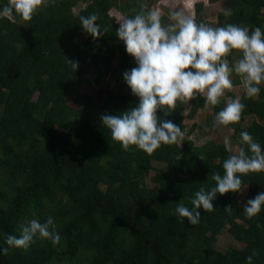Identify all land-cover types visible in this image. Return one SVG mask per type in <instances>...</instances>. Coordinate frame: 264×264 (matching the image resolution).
Listing matches in <instances>:
<instances>
[{"label": "trees", "instance_id": "16d2710c", "mask_svg": "<svg viewBox=\"0 0 264 264\" xmlns=\"http://www.w3.org/2000/svg\"><path fill=\"white\" fill-rule=\"evenodd\" d=\"M160 1L48 0L28 22L0 17V249L8 248L7 255L0 253V264H247L253 250L259 251L253 264H264V206L248 218L237 199L240 193L248 201L264 192V172L242 176L239 193L217 194L215 210L198 209L195 225L176 212L178 203L191 210L195 193L215 186L211 174L223 175V162L238 148L251 154L240 143L241 132L264 151V84L252 98L245 90L226 92L228 101L239 96L245 106L238 123L224 126L233 132V151L213 139L197 145L190 137L196 123L187 131L184 120L205 108L200 95L190 101L187 115L185 101L157 112L160 120L179 126L184 138L151 155L136 146L124 151L102 125L103 115H119L139 103L123 79L137 65L116 35L118 22ZM221 1L224 10L211 22L202 16L203 4L196 3L195 21L264 32V0ZM7 2L0 0V10ZM81 2L85 7L75 13ZM112 9L119 15L112 16ZM94 13L99 39L80 21ZM238 55L228 57L230 64ZM68 61L78 62L76 71ZM90 70L95 84L110 76L121 90L106 88L100 99L82 92ZM232 80L241 85L235 74ZM226 104L222 97L212 116ZM49 217L61 237L58 245L36 238L27 249L7 245V236L19 237L29 221ZM223 232L240 246L216 249Z\"/></svg>", "mask_w": 264, "mask_h": 264}, {"label": "clouds", "instance_id": "9594fccd", "mask_svg": "<svg viewBox=\"0 0 264 264\" xmlns=\"http://www.w3.org/2000/svg\"><path fill=\"white\" fill-rule=\"evenodd\" d=\"M55 0H52L54 3ZM48 0H8L0 10V17L12 20L19 16L28 22L39 8L46 6ZM225 15L230 16L228 11ZM98 14L80 17L81 26L94 39H99L102 31L96 23ZM168 24L162 23L161 13L157 10L139 11L133 18L122 17L118 22L117 37L126 47L127 54L136 62V67L123 74V79L131 93L139 98L136 107L119 115H103L102 125L110 130L111 138L122 145L124 151L130 146L151 155L161 145H172L183 140L181 128L170 120H160L157 112L174 110L178 101H191L198 95L205 97V107L216 106L226 91L234 89L233 74L238 76L248 98L255 97L264 84V32L256 27L249 33L247 27L227 24L211 27L197 23L182 11L169 15ZM107 31V29H105ZM241 57L234 63L228 57L234 52ZM74 71L78 62L68 61ZM244 104L237 96L230 99L226 106L215 116L214 127L238 123L244 111ZM225 143H229L225 137ZM241 144L247 145L250 155L243 147L223 162V172L212 173L215 186L209 191L203 189L195 193L190 210L178 203L176 212L195 225L200 221V212L213 211V200L217 194L242 191L241 177L249 173L264 172V151L259 143L246 131L241 132ZM177 160L181 155H177ZM203 161L204 157L200 156ZM264 206V192L249 199L243 212L248 218L259 214ZM231 206L224 211L231 214ZM34 238L47 240L56 246L61 237L54 220L49 217L41 223L38 219L29 221L19 237L9 235L6 243L10 247L27 249ZM7 255L8 248L0 249ZM259 255L253 250L247 264Z\"/></svg>", "mask_w": 264, "mask_h": 264}, {"label": "rangeland", "instance_id": "374dc122", "mask_svg": "<svg viewBox=\"0 0 264 264\" xmlns=\"http://www.w3.org/2000/svg\"><path fill=\"white\" fill-rule=\"evenodd\" d=\"M143 3V1H141ZM196 3H202L203 4V11L202 16L204 17L205 21L211 22L214 20L216 14L222 10H224V5L221 0H216L214 2H210L209 0H162L160 2H157L152 6V10H159L161 13V18H166V22L164 24H168L171 21L169 20V15L171 12L174 11H182L187 15H190L194 18V6ZM85 3H78L77 6L73 9V11L76 13L79 9L84 8ZM110 14L118 16V12L114 9L110 11ZM241 55L236 56L235 59H239ZM116 65V63L114 62ZM88 82L84 83L81 87V91L92 96L95 98H103L105 94V90L110 89L111 87H114L121 90L120 87H115V84L113 86V79L108 76L104 78L98 85L94 83L95 79V71L90 70V72L86 76ZM244 91L243 87L235 86L232 90L233 93L240 95ZM227 92V91H226ZM226 92L224 95V98L226 99L228 103V98H226ZM72 100L73 97H70ZM73 102V100L71 101ZM185 112L184 115H187L190 110V101H185ZM212 106L209 105L208 107H205L204 109L198 111V113L195 115L193 120H184V124L187 125L186 130L188 131L191 123H196V130L190 135L192 139L195 140V143L197 145L203 144L208 140H215L218 143H223L226 145V147L233 151V147L231 146V135L232 130L224 127V126H217L214 127V121L215 118L212 116L211 112ZM207 121L211 120L212 127H209L207 124ZM225 137L228 138L229 143H225ZM238 202L241 206L245 207L247 204L246 197L240 193L238 195ZM231 246H237L240 245L237 244L227 233L223 232L222 235L219 236L218 242L216 244V249L224 252L227 248Z\"/></svg>", "mask_w": 264, "mask_h": 264}]
</instances>
